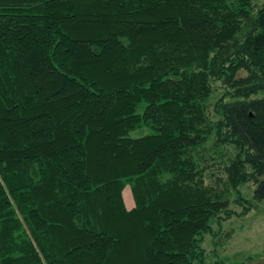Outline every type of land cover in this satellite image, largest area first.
<instances>
[{
    "label": "trees",
    "instance_id": "16d2710c",
    "mask_svg": "<svg viewBox=\"0 0 264 264\" xmlns=\"http://www.w3.org/2000/svg\"><path fill=\"white\" fill-rule=\"evenodd\" d=\"M262 201L264 0H0V264H223Z\"/></svg>",
    "mask_w": 264,
    "mask_h": 264
},
{
    "label": "rangeland",
    "instance_id": "374dc122",
    "mask_svg": "<svg viewBox=\"0 0 264 264\" xmlns=\"http://www.w3.org/2000/svg\"><path fill=\"white\" fill-rule=\"evenodd\" d=\"M215 171L221 173V168L215 165ZM252 188L250 183H245L239 190L250 197ZM235 210L239 213L222 220L216 238H211L215 248L210 237L205 236L202 242L205 251L210 254L214 249L213 259L222 260L223 264H264V201L244 213L237 207Z\"/></svg>",
    "mask_w": 264,
    "mask_h": 264
}]
</instances>
